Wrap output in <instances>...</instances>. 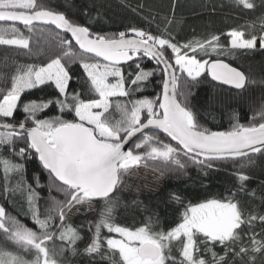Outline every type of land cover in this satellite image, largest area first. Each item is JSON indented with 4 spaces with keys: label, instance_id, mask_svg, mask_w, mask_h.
Instances as JSON below:
<instances>
[{
    "label": "snow or ice",
    "instance_id": "snow-or-ice-1",
    "mask_svg": "<svg viewBox=\"0 0 264 264\" xmlns=\"http://www.w3.org/2000/svg\"><path fill=\"white\" fill-rule=\"evenodd\" d=\"M235 3L244 9L256 7L253 0ZM142 8L139 5L132 11L136 13ZM260 19L264 21V17ZM0 22H11L8 26L0 24V45L20 49H29L30 45L16 27L17 22L29 33L43 32L45 27L52 26L56 30L54 39L60 54L43 66L28 65L19 70L12 77L11 87L0 92V146H12L14 155L23 161L14 163L0 158V164L7 174L23 172L27 163L38 162L36 188L43 191L39 181L46 172L49 192L54 188L64 196L62 201L51 198L50 206L41 212L37 204L39 192L27 186L29 212L37 230L0 206V232L18 248L35 252V258L27 261L0 250V264H60L57 257L63 249L58 252L48 246L54 237L51 220L59 217L58 238L72 248L81 236L76 228L65 226L66 211L97 198L104 200L105 206L99 220L94 225L89 222V230L95 228L84 250L89 255L99 254L106 242L109 250L119 253L122 264H230L213 248L218 244L226 254L233 252L234 246L245 243L241 235L245 225L250 231L257 220L264 225V215L246 214L235 194L189 204L184 207L180 222L167 231L159 216L149 217L134 230L114 223L111 194L118 190L124 175L140 164L183 170L191 163L211 169L218 162L245 158L251 162V155H264V122L257 124L253 117L247 125L237 121L230 130L210 131L201 126L198 113L188 102L190 93L185 91L199 84L205 74L214 81L244 89L248 83L245 74L219 57L236 50L255 49L257 40L264 49V32L245 39L243 32L232 29L226 34L230 38L227 49L215 34L184 43L177 41L170 31L153 34L134 26L114 34H101L52 7L50 0H0ZM213 53L216 59L203 58ZM77 61L82 73L78 77L82 82L79 92L70 91L75 75L72 65ZM148 62L153 64L151 70L144 68ZM157 74V96L134 99L143 91L141 86L154 81ZM49 85L54 86V100L24 102L28 90ZM21 107L23 119L17 121ZM52 107L58 108L60 115L39 118ZM114 113H118V118ZM65 115L71 118L65 119ZM257 115L264 121V106ZM157 132L174 141L175 146L165 143ZM138 136L141 138L133 144ZM17 142L24 145L19 151H15ZM237 179L242 191L243 182L249 177L237 172ZM170 200L183 203L176 194H170ZM101 229L117 235L103 237ZM261 235L258 240L252 231L251 249L240 247L234 257H242L249 250H264V231ZM201 245L203 253H211V261L204 258ZM174 249L179 252V260Z\"/></svg>",
    "mask_w": 264,
    "mask_h": 264
},
{
    "label": "trees",
    "instance_id": "trees-1",
    "mask_svg": "<svg viewBox=\"0 0 264 264\" xmlns=\"http://www.w3.org/2000/svg\"><path fill=\"white\" fill-rule=\"evenodd\" d=\"M144 0H50L52 7L63 11L69 18L89 26L93 32L101 34H114L120 31H126L129 27L134 26L151 31L153 34L170 31L172 36L180 43L187 42L193 38H207L211 34L219 35L221 43L227 49L230 47L227 33L236 29L244 33L245 39H250L255 35L259 37L264 31V3L261 0H253L256 5L254 9H244L237 6L235 0H201L197 6V11L184 10L182 14L177 11L176 14L163 13L164 9L170 7V0H165L163 7L157 6L155 0H145L147 6L138 9L136 13L132 11L139 5H143ZM151 4V5H149ZM170 8H168L169 10ZM180 10V6L178 5ZM87 13V14H86ZM8 26L10 23H0ZM25 38L29 39V49H20L15 46L0 45V92L6 91L11 87L12 77L18 74V71L28 65L37 67L47 64L50 59L59 55L57 48L58 41L54 39L55 29L45 27L43 32L36 30L29 33L22 25L16 24ZM38 29L41 26H37ZM159 30V31H158ZM61 35H64L61 33ZM76 51H79L76 49ZM204 59H216L213 53ZM225 63L242 71L247 77L248 83L244 89H235L229 86H223L213 82L208 75L194 88L185 89L188 95V102L199 115L201 126L210 131H227L230 130L237 121L240 124L247 125L256 117L255 123L264 122L257 115L264 106V49L259 47V40L255 49L244 51L236 50L233 53H226L219 57ZM79 61L72 65L73 83L70 91H81V70L78 67ZM135 68V65H132ZM145 70H151L153 64L148 62L144 65ZM127 71H131L128 69ZM125 71V75H127ZM157 74L156 79L151 83L142 85L143 91L133 98H150L154 99L159 89L154 84L159 81ZM131 83V81H129ZM179 87V86H178ZM24 95V102L30 100H40L46 102L49 99L56 98L54 86H41L37 89L28 90ZM2 98V96H0ZM123 100V98H121ZM60 115L59 109L52 107L51 110H44L39 118ZM118 118V113H114ZM65 119H70V115H65ZM23 119V109H19L16 120ZM9 122H12L11 120ZM31 126V125H29ZM149 134H152L151 132ZM157 136L165 143H172L168 138L165 139L163 134L157 132ZM141 137L133 142L136 143ZM22 142H17L15 151L23 147ZM131 145L130 147H132ZM0 158L12 160L14 163H23L14 155L12 146H0ZM144 168L157 173L161 177L160 188L153 193H144L140 187L133 185L128 178V172L134 168ZM38 162H29L25 165L23 172L11 171L7 174L4 172L3 164H0V206H3L6 212L16 217L27 227L36 229V225L31 219L28 204L27 186L31 185L36 188L34 179L39 173ZM123 177L122 183L118 190L111 194L114 202L112 211L113 222L124 227L134 230L141 227L147 222L149 217L159 216L160 224L167 231L175 227L180 222L181 214L184 207L189 204H198L208 199H223L226 196L235 194L243 211L248 215H264V155L259 153L251 155V162L247 158L227 160L218 162L213 168L197 167L188 163L183 170H165L154 164H140L130 169ZM237 172H242L249 179L243 182L241 191V182L237 179ZM127 175V177H126ZM7 176V179H6ZM43 186V191L36 188L40 194L37 204L41 212H44L51 204V198L62 201L64 196L56 189L49 192L50 180L46 172L43 173L39 181ZM7 186V193H5ZM170 194H176L181 197L182 204L175 200H170ZM93 203L95 212H88L87 203ZM105 206L102 199H93L84 202V205L77 206L78 214L72 221L65 220V226L71 225L76 228L81 239L76 242L72 248L68 246L67 241H61L59 237L60 224L58 216L51 220L50 231L54 234L53 240L48 242V246L55 247L59 252L63 249L61 255L57 257L60 264H122L119 253L109 250L106 242L102 243L99 254H87L84 250L91 242V237L95 231L93 227L89 230V222L94 225L100 218V213ZM68 213V210L66 211ZM43 218V216L41 217ZM256 233V239L262 238L264 225L259 220L251 226H244V232L241 233L244 244L234 246L233 252L225 253L223 246L216 245L213 251L219 256H224L225 261L230 264H264V250L260 252L248 251L242 257H234V252L240 247L247 246L251 249L249 236L251 232ZM247 233V234H246ZM103 237L109 234L107 229H101ZM204 258L211 261V253H203V245L200 246ZM73 248L75 251H73ZM11 249L21 252L32 261L35 258V252L26 251L18 248L13 242L8 241L0 232V250ZM173 254L179 260V252L174 249ZM30 259V260H29ZM223 264V262H222Z\"/></svg>",
    "mask_w": 264,
    "mask_h": 264
},
{
    "label": "rangeland",
    "instance_id": "rangeland-1",
    "mask_svg": "<svg viewBox=\"0 0 264 264\" xmlns=\"http://www.w3.org/2000/svg\"><path fill=\"white\" fill-rule=\"evenodd\" d=\"M200 1L201 0H170L171 5L170 7H168L170 9L168 10L167 8V9L162 10L161 12L163 13L170 12L171 14H176V12L178 11L179 14L180 13L182 14L184 10H187L189 12L197 11V9H199L197 8V6L200 5ZM155 3L157 6H161V7H163L166 4L165 0H155L153 4ZM178 5L180 6V10L178 9ZM143 6H147V2H145V0L143 1ZM127 175H128V178H130V181L133 183V185L135 184V186L140 187L141 191L144 193H153L157 191L161 186V177L157 173L144 169V168H140V167L134 168L130 170ZM82 205H84V203ZM86 205L88 206V212L90 213L95 212L93 203L90 202V203H87ZM77 206L78 205L73 206L70 210H68V213H66V219L68 221H72L74 217L78 214ZM116 235L117 234H115L114 236ZM2 251L12 252L14 255H20L25 260L27 259L25 258L24 254L16 250L5 249Z\"/></svg>",
    "mask_w": 264,
    "mask_h": 264
},
{
    "label": "water",
    "instance_id": "water-1",
    "mask_svg": "<svg viewBox=\"0 0 264 264\" xmlns=\"http://www.w3.org/2000/svg\"><path fill=\"white\" fill-rule=\"evenodd\" d=\"M0 23H11V22H0ZM17 24L18 25H22V24H20L19 22H17ZM23 26V25H22ZM52 27H54V26H52ZM74 43V42H73ZM77 49H78V46H77ZM209 78L212 80V78L209 76ZM213 82H215V83H217V84H220V85H223V86H229V87H232V86H230V85H226V84H222V83H220V82H218V81H214V80H212ZM232 88H234V87H232ZM162 134V133H161ZM138 138H139V136H138ZM137 138V139H138ZM169 140H170V138H168ZM171 141V140H170ZM134 142V141H133ZM171 142H173L174 144H175V142L174 141H171ZM131 145H129L128 147H130ZM127 150V149H126ZM97 199H99V198H97Z\"/></svg>",
    "mask_w": 264,
    "mask_h": 264
}]
</instances>
